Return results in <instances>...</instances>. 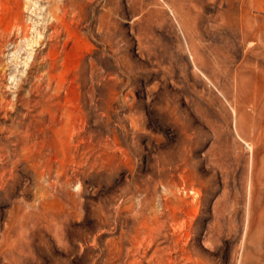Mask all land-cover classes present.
I'll return each instance as SVG.
<instances>
[{
	"label": "rangeland",
	"instance_id": "374dc122",
	"mask_svg": "<svg viewBox=\"0 0 264 264\" xmlns=\"http://www.w3.org/2000/svg\"><path fill=\"white\" fill-rule=\"evenodd\" d=\"M0 264H264V0H0Z\"/></svg>",
	"mask_w": 264,
	"mask_h": 264
}]
</instances>
